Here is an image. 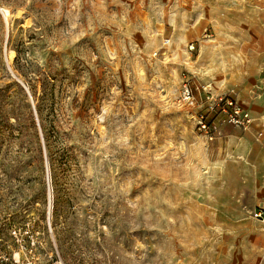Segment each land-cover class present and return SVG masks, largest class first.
<instances>
[{
	"label": "rangeland",
	"instance_id": "374dc122",
	"mask_svg": "<svg viewBox=\"0 0 264 264\" xmlns=\"http://www.w3.org/2000/svg\"><path fill=\"white\" fill-rule=\"evenodd\" d=\"M171 4L0 0V264H264V70Z\"/></svg>",
	"mask_w": 264,
	"mask_h": 264
},
{
	"label": "crops",
	"instance_id": "0c3cea01",
	"mask_svg": "<svg viewBox=\"0 0 264 264\" xmlns=\"http://www.w3.org/2000/svg\"><path fill=\"white\" fill-rule=\"evenodd\" d=\"M171 7L170 20L174 23L193 21L211 24L220 44V48L217 46L220 49L217 55L228 57L237 71L249 72L253 68H257L258 72L264 70V0H172ZM179 7L183 9L182 14H177ZM223 66L224 59L211 58L208 64H202L201 71L213 72ZM241 77L252 84V78H245L243 74ZM251 84L242 81L239 96L256 119L259 118L256 116L264 114V87L254 97L249 93ZM252 136L250 131L244 135V151L239 154L241 158L248 160L253 156L246 153L247 146H255L254 139L257 138L253 139ZM259 143L264 147L262 142Z\"/></svg>",
	"mask_w": 264,
	"mask_h": 264
},
{
	"label": "built area",
	"instance_id": "2783aa9c",
	"mask_svg": "<svg viewBox=\"0 0 264 264\" xmlns=\"http://www.w3.org/2000/svg\"><path fill=\"white\" fill-rule=\"evenodd\" d=\"M182 98L187 101V102H191L193 99H192V96H191V93H190V90L187 86H183V90H182ZM231 102H229V104L231 105ZM241 117V118H238V116ZM228 120H230L231 122L235 123V124H242L244 121H247L248 117H247V114L245 113H239V110L237 108H234L232 113L228 116ZM204 121V120H203ZM200 127L201 129H206V123L205 122H202V119L200 120ZM262 213L259 211V212H256L254 213V217L256 218H262Z\"/></svg>",
	"mask_w": 264,
	"mask_h": 264
},
{
	"label": "bare ground",
	"instance_id": "6f19581e",
	"mask_svg": "<svg viewBox=\"0 0 264 264\" xmlns=\"http://www.w3.org/2000/svg\"><path fill=\"white\" fill-rule=\"evenodd\" d=\"M3 15H4V10H3Z\"/></svg>",
	"mask_w": 264,
	"mask_h": 264
}]
</instances>
